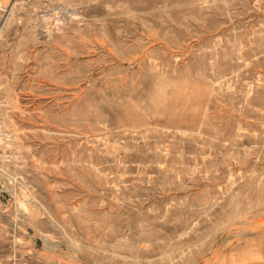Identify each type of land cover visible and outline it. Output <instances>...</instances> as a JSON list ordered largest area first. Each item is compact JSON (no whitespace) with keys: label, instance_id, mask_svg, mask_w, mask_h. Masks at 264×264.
<instances>
[{"label":"rangeland","instance_id":"1","mask_svg":"<svg viewBox=\"0 0 264 264\" xmlns=\"http://www.w3.org/2000/svg\"><path fill=\"white\" fill-rule=\"evenodd\" d=\"M0 264H264V0H0Z\"/></svg>","mask_w":264,"mask_h":264}]
</instances>
